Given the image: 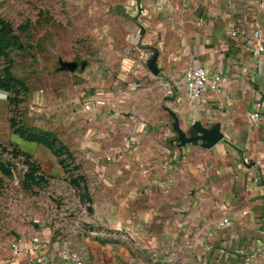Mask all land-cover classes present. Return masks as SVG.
I'll list each match as a JSON object with an SVG mask.
<instances>
[{"label":"rangeland","instance_id":"374dc122","mask_svg":"<svg viewBox=\"0 0 264 264\" xmlns=\"http://www.w3.org/2000/svg\"><path fill=\"white\" fill-rule=\"evenodd\" d=\"M139 1L0 0V264H12V245L33 231L78 259L95 241L99 255L113 256L102 264H208L203 231L184 226L171 232L173 243L150 247L148 233L128 229L124 195L141 189L142 168L101 166L122 160L108 146L120 143L141 111L170 104L158 93L143 95L153 77L143 36L161 29L147 28L142 7L129 9ZM163 88L176 97L174 85ZM96 99L105 105L93 106ZM166 117V141L180 145L174 118ZM190 122L177 121L186 138L195 133ZM108 126L118 134L95 135Z\"/></svg>","mask_w":264,"mask_h":264},{"label":"crops","instance_id":"0c3cea01","mask_svg":"<svg viewBox=\"0 0 264 264\" xmlns=\"http://www.w3.org/2000/svg\"><path fill=\"white\" fill-rule=\"evenodd\" d=\"M138 3L131 2L129 9L142 7L139 16L147 28L161 29L159 36L149 29L143 36L151 46L144 54L146 68L147 61L156 54L158 69L157 75L149 71L153 77L148 76L149 87L143 84L147 86L143 95L158 93L163 102L170 104H162L156 111H141L138 123L123 130L120 143L108 146L123 154L122 160L113 159L101 165L102 169L113 172L117 167L126 171H132L136 165L142 168L136 180L142 183L141 189L125 192L124 198L129 203L125 204L128 216L125 215L123 223L131 231L148 233V239L144 240L150 247L164 246L169 240L173 243L176 235L171 232L184 226L203 231L204 261L208 264H245L246 258L250 264H264V52L256 59L243 42L246 33L258 29L264 45V2L183 0L181 5V0H140ZM169 10L171 15L167 13ZM164 16L171 20L164 23ZM233 29L244 32L232 38L229 32ZM125 66L129 70L133 64ZM193 67L219 72L226 82L218 92H207L201 99L189 102L184 81ZM168 83L176 87V97L166 95L171 94L163 88ZM1 97L2 94L0 101ZM145 101L148 102L147 97ZM166 108L179 121H191L190 126L199 123L204 128L217 129L222 139L212 145L166 141L169 134L166 116L172 118ZM253 111L260 115L257 125L247 117ZM114 129L108 126L95 135L105 139L110 131L118 134V129ZM132 148L136 152L130 158ZM224 220L227 223L218 227ZM93 242L82 244L86 253L78 259L69 255V249L51 242L48 234L33 231L23 237L19 244L22 252L13 256L11 263L29 264L30 259H36L35 264L111 262L113 256L99 255L100 246ZM34 245L38 247L36 251L26 252Z\"/></svg>","mask_w":264,"mask_h":264},{"label":"built area","instance_id":"2783aa9c","mask_svg":"<svg viewBox=\"0 0 264 264\" xmlns=\"http://www.w3.org/2000/svg\"><path fill=\"white\" fill-rule=\"evenodd\" d=\"M264 2V0H262ZM244 31L233 29L229 32L230 37L235 38L242 34ZM244 46L249 50L252 57L258 59L260 55L264 52V45L262 42V35L258 29H255L243 36ZM226 82V78L219 72H209L202 67H193L190 72L186 75L184 85H185V96L189 102H195L202 98L207 92H218L222 84ZM105 105V101L102 99H96L93 106L102 107ZM92 110V103H85L83 106L84 112H89ZM248 120L253 124L257 125L260 121V115L258 112H249ZM256 181V180H255ZM227 223L224 220L218 227H222ZM12 255L18 256L22 249L19 244H13ZM38 247L36 245L32 246L29 251H36ZM74 258V257H73ZM36 259H30L29 264H35ZM245 264H250L249 258H246Z\"/></svg>","mask_w":264,"mask_h":264},{"label":"water","instance_id":"95a60500","mask_svg":"<svg viewBox=\"0 0 264 264\" xmlns=\"http://www.w3.org/2000/svg\"><path fill=\"white\" fill-rule=\"evenodd\" d=\"M156 59H157V55L154 54L147 61V67H148L149 71L154 75L158 74V69L156 66ZM67 67H69V65H67ZM169 99H171V98H169ZM166 110L174 118V121L172 122V129L175 132H177L178 140L181 143L180 145L196 144L198 141H201L203 143V145L204 144L212 145V144L219 142L222 139V135L219 133V131L217 129H211L210 130V129H207V128L200 126L199 123H195L193 125V130L195 131V133L192 136L186 138L185 134L182 132V130L178 126V123H177L178 119H177L176 115L173 112H171L169 109L166 108Z\"/></svg>","mask_w":264,"mask_h":264}]
</instances>
